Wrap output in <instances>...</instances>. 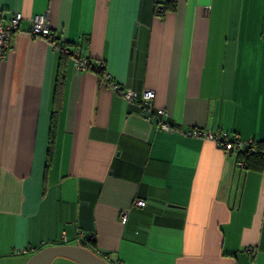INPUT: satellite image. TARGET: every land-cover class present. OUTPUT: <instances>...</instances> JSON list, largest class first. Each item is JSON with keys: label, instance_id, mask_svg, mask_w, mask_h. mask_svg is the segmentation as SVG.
Masks as SVG:
<instances>
[{"label": "crops", "instance_id": "crops-1", "mask_svg": "<svg viewBox=\"0 0 264 264\" xmlns=\"http://www.w3.org/2000/svg\"><path fill=\"white\" fill-rule=\"evenodd\" d=\"M17 11L0 59V264L77 243L112 264H264V0H0V20ZM42 13L123 87L153 89L177 130L33 35ZM191 127L261 145L226 152Z\"/></svg>", "mask_w": 264, "mask_h": 264}, {"label": "built area", "instance_id": "built-area-1", "mask_svg": "<svg viewBox=\"0 0 264 264\" xmlns=\"http://www.w3.org/2000/svg\"><path fill=\"white\" fill-rule=\"evenodd\" d=\"M22 19V12L17 11L10 18L0 20V59L5 57L11 44L13 34L19 29ZM29 20L31 23L30 32L35 36L45 38L52 48L70 56L76 70L94 71L99 77L100 82L122 95L124 99L134 105L144 117L147 119L155 118L159 126L166 131L174 132L177 130L175 126L167 121L166 116L168 112L166 109L158 108L155 105L154 100L156 93L153 89L147 88L139 91L131 87H123L120 83L112 79L111 74L106 68L105 61L98 60L92 65V63L83 56L78 49L68 46L56 37L55 32L49 23L47 13L33 15ZM185 133L189 136L212 140L217 146L221 147L226 152H232L235 149L241 151L247 144L250 145L254 143V139L243 140L240 139L237 134L222 130L214 131L208 128L191 127L186 129ZM238 165L244 167L245 162L239 160ZM146 203L145 199L139 197L135 198L133 201V204L137 206H145ZM128 213L129 208L127 207L121 211L122 222L125 223L127 221ZM248 250L254 254L256 248L252 246L249 247Z\"/></svg>", "mask_w": 264, "mask_h": 264}, {"label": "water", "instance_id": "water-1", "mask_svg": "<svg viewBox=\"0 0 264 264\" xmlns=\"http://www.w3.org/2000/svg\"><path fill=\"white\" fill-rule=\"evenodd\" d=\"M249 145L245 146L247 151ZM71 259L79 264H112L82 243L46 246L36 251L25 264H51L55 258Z\"/></svg>", "mask_w": 264, "mask_h": 264}, {"label": "trees", "instance_id": "trees-1", "mask_svg": "<svg viewBox=\"0 0 264 264\" xmlns=\"http://www.w3.org/2000/svg\"><path fill=\"white\" fill-rule=\"evenodd\" d=\"M63 53V52H62ZM65 53H63V55H64ZM66 56H68L67 54H65ZM91 63H92V65L95 63V62H92V61H90ZM53 118H54V116H53ZM53 140H54V136H53V134H51V136H50V149H51V145H52V143H53ZM260 143L258 142V141H254V143H252V144H250L249 145V148H248V150L246 151L245 150V148L243 149V150H241L240 151V153H243V154H245V155H248L249 154V152H251V148H258V147H260ZM245 162V161H244ZM245 165H246V162H245ZM92 240V242L95 244V240L92 238L91 239ZM85 245V244H84Z\"/></svg>", "mask_w": 264, "mask_h": 264}, {"label": "rangeland", "instance_id": "rangeland-1", "mask_svg": "<svg viewBox=\"0 0 264 264\" xmlns=\"http://www.w3.org/2000/svg\"><path fill=\"white\" fill-rule=\"evenodd\" d=\"M51 264H79V263L68 258L58 257L55 258Z\"/></svg>", "mask_w": 264, "mask_h": 264}]
</instances>
